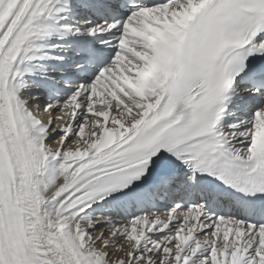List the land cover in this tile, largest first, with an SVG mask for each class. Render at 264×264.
<instances>
[{"label":"snow or ice","instance_id":"6c2138e0","mask_svg":"<svg viewBox=\"0 0 264 264\" xmlns=\"http://www.w3.org/2000/svg\"><path fill=\"white\" fill-rule=\"evenodd\" d=\"M0 264H264V0H0Z\"/></svg>","mask_w":264,"mask_h":264}]
</instances>
